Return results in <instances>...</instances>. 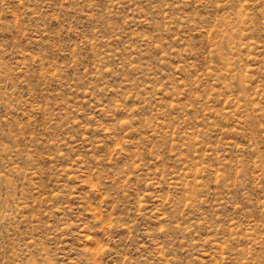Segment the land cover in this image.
Returning a JSON list of instances; mask_svg holds the SVG:
<instances>
[{
    "label": "rangeland",
    "instance_id": "1",
    "mask_svg": "<svg viewBox=\"0 0 264 264\" xmlns=\"http://www.w3.org/2000/svg\"><path fill=\"white\" fill-rule=\"evenodd\" d=\"M0 264H264V0H0Z\"/></svg>",
    "mask_w": 264,
    "mask_h": 264
}]
</instances>
